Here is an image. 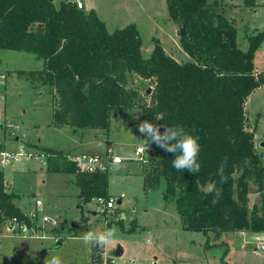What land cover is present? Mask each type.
Returning <instances> with one entry per match:
<instances>
[{"label":"trees","instance_id":"1","mask_svg":"<svg viewBox=\"0 0 264 264\" xmlns=\"http://www.w3.org/2000/svg\"><path fill=\"white\" fill-rule=\"evenodd\" d=\"M166 1L170 17L186 27L180 43L191 60L178 61L159 41L149 57L142 56L136 24L110 32L95 10L84 11L72 0L59 5L54 0H0V51L32 52L44 61L42 69L18 74L34 87L53 92L54 126L108 133L114 111L132 110V126L146 146L145 188L165 181L164 198L175 201L183 228L213 231L216 237L223 232L264 233V163L246 112L249 95L264 85V72H258L253 61L264 44V30L249 35V47L243 50L235 26L221 10L222 2ZM243 1L246 6L255 3ZM138 77L154 84L146 91L149 101L133 87ZM144 120L161 126V132L179 127L199 137L200 172L176 171L175 154L148 144L138 132ZM37 148L49 171L75 175L83 202L112 197L107 169H84L71 150ZM225 158L228 180L220 184L216 171ZM5 181L0 170V221L25 219L18 195ZM213 182L222 189L216 205L211 203L215 194L207 190ZM252 189L260 196L258 203L251 204ZM103 250L92 248V255Z\"/></svg>","mask_w":264,"mask_h":264},{"label":"rangeland","instance_id":"2","mask_svg":"<svg viewBox=\"0 0 264 264\" xmlns=\"http://www.w3.org/2000/svg\"><path fill=\"white\" fill-rule=\"evenodd\" d=\"M54 1L59 5L65 0ZM80 1L81 9L95 10L110 32L136 24L142 56L149 57L159 41L178 61L192 59L181 46L180 25L170 17L166 0ZM217 1L225 3L221 10L236 28L238 45L246 50L248 36L264 30V0H255L250 6L243 0ZM253 61L256 70L264 72V44L256 49ZM43 66L44 61L32 52L0 51V74L4 75L0 79V122L7 125L0 129V145L18 153V159L2 169L6 187L18 195L16 201L23 212L37 211L41 222L43 216L49 218L42 227L46 235L43 238L0 235V264H44L53 255L59 256L63 264H105V259L108 264H264V233L223 232L216 237L213 231L206 234L185 229L175 201L164 198L165 181L145 188V162L135 151L145 144L132 126V110L114 111L108 133L54 126L53 92L34 87L18 74L19 70ZM153 85L151 80L138 77L133 87L149 101L146 91ZM246 112L248 129L254 130L256 148L264 163V85L249 95ZM30 144L81 155L96 154L102 163L107 161L108 190L114 206L104 208L97 198L83 202L78 197L75 175L49 171L42 150ZM110 156L122 160L114 163ZM256 197L260 198L252 189L251 204ZM37 199H41V205H36ZM50 220L55 221L54 227ZM105 229L114 231V243L92 255V248L78 237L89 230ZM118 246L123 248L120 256L114 254Z\"/></svg>","mask_w":264,"mask_h":264},{"label":"clouds","instance_id":"3","mask_svg":"<svg viewBox=\"0 0 264 264\" xmlns=\"http://www.w3.org/2000/svg\"><path fill=\"white\" fill-rule=\"evenodd\" d=\"M156 119L161 120L162 117L156 115ZM138 132L146 137L144 140L148 144L149 142L155 143L164 151L175 154V158L172 160V167L176 171L183 172L188 170L193 174L200 172L201 165L198 163V156L201 150L198 142L199 137L193 136L179 127H164L163 132H161V126L150 123L147 120L138 124ZM116 162L119 163V157H116ZM226 166L227 158L220 163L216 171L220 184L227 183ZM207 190L209 193L215 194L211 203L213 205L219 203L222 197V189L216 187V183L213 182L208 184ZM78 238L87 247L103 250L114 243L115 233L111 229L99 232L89 230ZM44 264H63V261L59 256L53 255L50 258H46Z\"/></svg>","mask_w":264,"mask_h":264},{"label":"built area","instance_id":"4","mask_svg":"<svg viewBox=\"0 0 264 264\" xmlns=\"http://www.w3.org/2000/svg\"><path fill=\"white\" fill-rule=\"evenodd\" d=\"M77 6L79 8H83V4L80 0H76ZM4 75L0 74V79L3 78ZM7 126L0 122V129L3 128L2 126ZM1 144V143H0ZM0 145V170H2L6 164H8L9 161L17 160L18 159V153L12 152L7 149H4ZM136 154L141 155L139 157L143 163L146 161L145 153H146V146L140 145L136 148ZM28 157H30V154H27ZM116 157H119V162H121L122 158L120 156H110L112 162H116ZM75 159L77 162L82 166L84 169H88L90 171L94 169H101L106 170L107 161L105 163L101 162V159L99 156L95 155H76ZM98 201L104 203V208H111V206H114V198L110 197L109 199H104L102 197L97 198ZM36 205H41L42 201L41 199H37L35 201ZM26 218L25 219H19L18 217H7L3 218L0 221V235H9V236H17V237H31L34 239H38L45 237V230L42 229L44 226L45 221H49V218L47 216L42 217V222L37 217V211L32 213H25ZM50 223L52 225H55V221L50 220ZM105 259V264H108V262Z\"/></svg>","mask_w":264,"mask_h":264},{"label":"water","instance_id":"5","mask_svg":"<svg viewBox=\"0 0 264 264\" xmlns=\"http://www.w3.org/2000/svg\"><path fill=\"white\" fill-rule=\"evenodd\" d=\"M186 33V27L184 24H181L179 27V35L182 36ZM151 90V87L148 88V92ZM255 201L258 203L260 201L259 197H256ZM123 253V248L121 246H118L117 249L114 251L115 255H121Z\"/></svg>","mask_w":264,"mask_h":264},{"label":"crops","instance_id":"6","mask_svg":"<svg viewBox=\"0 0 264 264\" xmlns=\"http://www.w3.org/2000/svg\"><path fill=\"white\" fill-rule=\"evenodd\" d=\"M222 3H223V5H225L224 2H222ZM3 122H5V121L3 120ZM5 127H6V126H5ZM10 131H12V130H10ZM12 132H14V131H12ZM16 139H18V136L16 137ZM74 154H76V153L74 152ZM76 155H81V154L77 153ZM82 155H85V154H82ZM87 155H90V154H87ZM53 227H54V225H53Z\"/></svg>","mask_w":264,"mask_h":264}]
</instances>
